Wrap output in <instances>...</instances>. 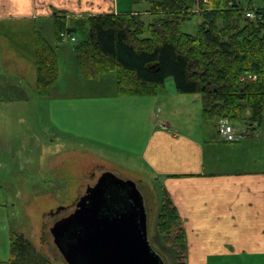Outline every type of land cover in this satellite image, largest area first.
<instances>
[{
  "label": "crops",
  "instance_id": "0c3cea01",
  "mask_svg": "<svg viewBox=\"0 0 264 264\" xmlns=\"http://www.w3.org/2000/svg\"><path fill=\"white\" fill-rule=\"evenodd\" d=\"M104 13L136 12L121 10L119 0H0V64L13 71L20 88L25 86L31 94H37L35 37L43 31L41 26L54 30L56 15L66 16L68 24L87 25L86 16ZM65 41L75 43L69 38L60 43ZM52 46L58 51V76L49 93L40 98L46 102L49 125L59 135L50 140L51 144L59 143L63 137L68 141L55 146L57 152L51 147L50 153L47 148L39 150L41 156L36 161L41 170L38 176H32L35 181L29 185L30 190L42 187L45 191L43 187L49 181L44 179V171L63 167L60 148H64L66 156L70 153L69 143L77 139L85 143V152L128 165L136 172L146 171L148 180L160 181L184 225L187 264H220L239 256L264 257V140L259 139L264 138L263 132L252 133L247 124L249 133L240 134L237 141L224 142L218 138L214 120L208 136L201 130H183L170 116L157 115L158 93L121 95L116 82L112 92H92L89 87L102 81L80 76L73 47L68 51ZM63 56L68 61L66 68L61 66ZM82 89L91 92L84 93ZM168 92L177 98V105L187 100L179 97L173 86ZM9 108L27 111L30 107L22 101ZM0 111H7L6 107ZM12 118L8 114L0 116V124L10 123ZM18 121L25 122L22 116ZM5 139L2 144L14 153V158L15 141ZM27 139H22L17 151L33 162V157L25 155ZM35 142L46 145L39 138ZM47 156L51 161L53 156H60L58 163L62 166L50 162L45 170L43 158ZM14 206L9 205L8 192L0 186V264H8L10 235L15 233Z\"/></svg>",
  "mask_w": 264,
  "mask_h": 264
},
{
  "label": "trees",
  "instance_id": "16d2710c",
  "mask_svg": "<svg viewBox=\"0 0 264 264\" xmlns=\"http://www.w3.org/2000/svg\"><path fill=\"white\" fill-rule=\"evenodd\" d=\"M133 1L147 2V25L138 13L86 16L87 38L73 45L80 76L92 79L115 71L121 95H157L165 79L172 77L177 93L198 95L204 119L227 120L233 127L251 123L253 131L264 134V6L245 9L239 0ZM247 11H253V19L245 17ZM195 14L203 19L197 33L182 32L181 24ZM53 21L56 43L62 41L60 33L76 30L64 15ZM57 56L37 32L39 96L47 95L57 80ZM19 99H25L23 93ZM237 135L235 141L241 137ZM158 196L156 231L174 263L187 264L183 222L163 188ZM9 244L8 264H53L23 234L13 232Z\"/></svg>",
  "mask_w": 264,
  "mask_h": 264
},
{
  "label": "rangeland",
  "instance_id": "374dc122",
  "mask_svg": "<svg viewBox=\"0 0 264 264\" xmlns=\"http://www.w3.org/2000/svg\"><path fill=\"white\" fill-rule=\"evenodd\" d=\"M239 1L245 9L249 6L254 8H262L264 6L262 0ZM119 4L121 10H131L141 15L148 10V4L145 1L134 2L133 0H119ZM141 17L146 25L151 20L149 15L146 16L143 14ZM202 21L201 15H192L189 20L181 24L180 29L184 33L194 35L197 33L198 26ZM73 23L76 29L74 32L75 36H73L76 41L80 42L85 40L88 35V26L83 22ZM41 30H43L41 31L43 36L47 38L52 45L57 46L58 50L59 47L66 48L68 51L72 50L73 44L70 42H58L57 44L54 39V30L50 29L48 26L43 24ZM60 52L62 54L66 53V51ZM56 53L58 54V51H56ZM67 62L66 57L63 56V59H61V66L66 68ZM18 80L19 79L16 78L9 67L0 64V109H5L6 107L7 110L0 111V116L8 114V116L13 117L10 123L0 124V186L8 192L9 205L15 204L13 207L16 213V217L14 218L15 227L13 226L15 233L23 234L35 245L36 249L53 264H67L53 244L49 229L57 220L67 216L73 211L75 202L83 195L88 185H94L103 172L110 171L120 178L132 180L136 183L145 201L147 231L150 244L162 257L165 264H175L169 248L166 247L156 231V218L159 206L158 194L161 189L160 181L148 180L149 177L146 171L136 172V170L128 165L121 166L120 163L109 161L103 156L90 152L87 153L84 150L85 145L83 144L85 143L77 142V139H75V141L69 143L70 153H66V156L63 154L65 152L64 148H60L64 166L51 171H44L46 175L44 179L49 181L43 187L45 191L41 189L42 187H33L35 190H30L31 188L29 185L35 181L32 180V176H38L37 171L40 168L37 166L38 163L36 161V157L41 156L39 155V150L41 148H47V153H50L49 149L51 147V151L57 152L55 146L59 143L62 144L64 140H68L63 137L60 139L59 143L51 144L50 140H55V137L59 135L57 136L56 131H54L48 123L46 102L41 100L40 96L37 94H31L25 86H21L23 90H20L21 88L18 84ZM92 80L102 81V84H93V87H89L92 92H112L111 89H114L113 86L116 82V72L111 71L104 76L100 75L92 78ZM170 86L175 88L174 79L172 77L166 78L163 87L159 88L160 90L157 95L159 99L157 115H161L162 117L165 115L170 116L172 122L177 124L179 128H183V130H201V132H206L208 136L213 130L214 124L212 120L209 121L202 117L199 97H195V95L192 94H179V97H187V100L181 101V103L177 105V98L168 92ZM91 91H83L82 89L84 93ZM22 93L25 99H19ZM22 101L29 105L30 108L27 111H9V106L12 103ZM172 107L176 108L175 112H173ZM20 116H22V120H24L26 124H24L25 122L20 123V121H18ZM235 129L239 134L248 132V127L245 123H236ZM260 132H262L261 129H256L254 132L252 131V133L258 135ZM25 137L29 138L26 141L27 148L25 149V155L33 157V162L31 158L25 160L21 157L20 152L17 151L22 139ZM5 138H8L7 141L10 140L9 138L15 141L13 147L16 155L14 158L12 157L14 153H11L5 143L2 144L3 141H6ZM38 138L46 145L42 146L36 143L35 140ZM243 139H245V137H242L240 140L243 141ZM259 139L261 141L264 140L262 136ZM248 144H250V142H248ZM66 148L68 147L66 146ZM96 148H94L95 151L98 149ZM40 152H42V150ZM48 157L49 156L43 158L45 170L48 168L49 164H51L50 162L54 165L62 166L61 163H58L61 161L60 156H53V161L49 160ZM24 174H26V176H24ZM59 207L63 209L56 212ZM220 264H264V257L239 256L223 261Z\"/></svg>",
  "mask_w": 264,
  "mask_h": 264
},
{
  "label": "water",
  "instance_id": "95a60500",
  "mask_svg": "<svg viewBox=\"0 0 264 264\" xmlns=\"http://www.w3.org/2000/svg\"><path fill=\"white\" fill-rule=\"evenodd\" d=\"M49 232L67 264H165L149 241L142 193L110 171L88 185Z\"/></svg>",
  "mask_w": 264,
  "mask_h": 264
},
{
  "label": "built area",
  "instance_id": "2783aa9c",
  "mask_svg": "<svg viewBox=\"0 0 264 264\" xmlns=\"http://www.w3.org/2000/svg\"><path fill=\"white\" fill-rule=\"evenodd\" d=\"M245 17L253 19L254 18L253 11H247V13H245ZM67 36L68 34L64 32L60 33V37L62 39L66 38ZM70 40L73 42L75 41V38L70 37ZM216 130L219 138L223 141H227V142L235 141L238 137L236 130L227 120L218 121Z\"/></svg>",
  "mask_w": 264,
  "mask_h": 264
}]
</instances>
